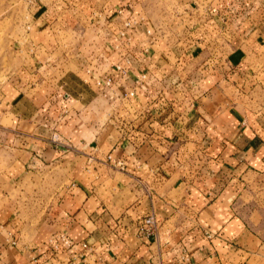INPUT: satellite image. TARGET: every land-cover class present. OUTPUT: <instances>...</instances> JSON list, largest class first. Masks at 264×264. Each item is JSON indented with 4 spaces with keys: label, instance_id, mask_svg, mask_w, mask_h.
<instances>
[{
    "label": "crops",
    "instance_id": "0c3cea01",
    "mask_svg": "<svg viewBox=\"0 0 264 264\" xmlns=\"http://www.w3.org/2000/svg\"><path fill=\"white\" fill-rule=\"evenodd\" d=\"M164 6L29 0L55 61L0 83V264H264V117L232 97L264 0Z\"/></svg>",
    "mask_w": 264,
    "mask_h": 264
},
{
    "label": "rangeland",
    "instance_id": "374dc122",
    "mask_svg": "<svg viewBox=\"0 0 264 264\" xmlns=\"http://www.w3.org/2000/svg\"><path fill=\"white\" fill-rule=\"evenodd\" d=\"M172 5L174 0H165V8L170 9ZM31 21L29 0H0V83L20 70L27 77V73L39 69L40 64L37 61L42 63V67L44 66L40 72L53 71L51 67L54 66L55 59L52 60L46 54V49L44 52L30 41ZM257 31L250 39L254 38L259 42L256 41V45H248L244 48L248 55H245V61L240 66L243 72L239 71L237 74L233 72L239 77L236 83L240 88L238 91L235 90L232 97L235 102L244 105L252 117H264V29L259 30L263 31L262 33ZM250 32H253V29ZM41 57L48 58L47 65H44L45 62Z\"/></svg>",
    "mask_w": 264,
    "mask_h": 264
},
{
    "label": "built area",
    "instance_id": "2783aa9c",
    "mask_svg": "<svg viewBox=\"0 0 264 264\" xmlns=\"http://www.w3.org/2000/svg\"><path fill=\"white\" fill-rule=\"evenodd\" d=\"M125 63L127 65L131 64V61L129 59H125ZM127 72V69L121 65L120 63H116L114 64V66L112 67V72L109 74H106L105 76H96V77H90L93 81V84L95 85V87H98L100 90H105L106 88L110 87L114 81L116 80V76L120 75H124ZM142 77L144 78L145 75H142ZM133 92L129 93V96H133ZM48 142L53 144L54 146H63L65 145L61 135L57 132V131H53L52 134L50 135ZM111 165H114L116 167L122 168L123 167V163L121 160H113L111 162ZM158 230V221L156 218V215L153 211H150L148 214H146L145 216H143L138 224L137 227V233L139 236L141 237H146V238H150L155 236V234L157 233ZM48 243L51 244L52 249L53 250H57L60 246V244L68 247V248H72L73 243L72 241L63 234H55L50 236V238H48ZM8 242L11 245H15L17 240L15 239V237L9 236L8 237ZM83 247L85 249H87L86 245H83Z\"/></svg>",
    "mask_w": 264,
    "mask_h": 264
}]
</instances>
